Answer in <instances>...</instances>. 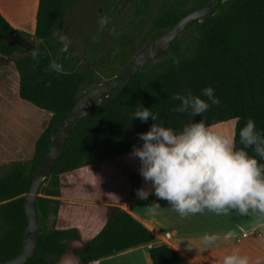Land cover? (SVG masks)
Returning <instances> with one entry per match:
<instances>
[{
  "label": "trees",
  "instance_id": "obj_1",
  "mask_svg": "<svg viewBox=\"0 0 264 264\" xmlns=\"http://www.w3.org/2000/svg\"><path fill=\"white\" fill-rule=\"evenodd\" d=\"M82 0H38L36 27L33 35L12 27L0 13V34L19 35L38 42V60L18 46H9L0 40V55L13 60L19 75V97L40 110L51 114L48 127L36 141L34 153L28 161L13 162L0 174V261L18 257L23 249L24 230L28 226L24 200L32 185V177L45 158L51 143L53 125L66 119L82 91L109 81L128 68L118 67L128 60L125 54H138L147 45L165 34L184 16L202 8L210 0H136L135 16L139 19L134 31L138 36H121L111 43L106 58L81 65L73 53L77 46L70 44L67 52L52 36L53 28L65 31L70 10ZM111 8V0H96ZM130 22L129 25H133ZM105 38L104 32L100 35ZM102 38L89 42L85 55L95 59L104 51ZM69 39V37H68ZM34 50V49H33ZM63 65L60 73L46 71L49 62ZM179 60L176 64L174 61ZM51 86H47L48 83ZM123 93L109 104L97 106L81 119L68 137L65 148L37 196V217L40 242L26 264H56L72 251L82 264H93L104 257L154 241L155 235L129 212L114 207L99 232L83 250L72 247L81 241L77 228H59L55 225L62 207L61 180L66 174L86 166L98 165L132 153L133 146L142 147L139 134L149 131L154 121L132 120L138 103L158 114L156 123L182 131L190 122L203 120L206 126H217L236 121L233 134L234 150H240L239 132L248 118H253L256 131L264 136V0H223L214 14L195 22L184 31L155 61L143 68L128 84ZM206 87L214 89L219 105L202 95ZM91 88V89H92ZM90 89V90H91ZM200 96L211 106L200 116L173 109L180 101L173 94ZM239 118V119H237ZM60 132V130H58ZM259 164H264L252 148L246 149ZM141 185L132 186L133 195ZM152 264H192L167 244L149 250Z\"/></svg>",
  "mask_w": 264,
  "mask_h": 264
},
{
  "label": "clouds",
  "instance_id": "obj_2",
  "mask_svg": "<svg viewBox=\"0 0 264 264\" xmlns=\"http://www.w3.org/2000/svg\"><path fill=\"white\" fill-rule=\"evenodd\" d=\"M110 23L108 15H99L98 34L108 29L118 39L120 33L114 26L109 27ZM52 36L62 45L60 51L67 52L71 43L67 35L54 27ZM94 42H98V36L94 37ZM29 54L33 60L40 57L38 48ZM174 63L178 64L179 60ZM46 71L60 73L63 65L52 60ZM47 86L50 87L51 83ZM202 95L211 101V105H219L212 87L204 88ZM171 99L180 101L174 111L190 110L193 116H200L211 106L200 96L193 95L190 89L186 94H173ZM138 105L132 113V120L147 122L151 118L154 123L149 131L139 134L142 147L134 145L131 155L141 162L139 173L145 182H151L157 198L166 200L181 217L202 214L206 210L217 215L233 210L241 216H247L250 210L264 214V164H259L246 151L252 148L264 159V136L256 131L253 118H248L239 132L243 148L234 150L231 139L213 131L214 126H206L203 120L190 122L182 131L176 132L162 126L163 121L156 123L158 114ZM137 196L147 200L149 192L138 189ZM159 207L154 203L148 210L155 211ZM218 239L216 234L203 235L206 245L214 244ZM222 264H249V258L235 249L232 254L224 256Z\"/></svg>",
  "mask_w": 264,
  "mask_h": 264
},
{
  "label": "rangeland",
  "instance_id": "obj_3",
  "mask_svg": "<svg viewBox=\"0 0 264 264\" xmlns=\"http://www.w3.org/2000/svg\"><path fill=\"white\" fill-rule=\"evenodd\" d=\"M110 3L111 8L108 11L101 2L82 0L70 10L66 18L64 34L69 37L70 44L78 47L73 54L81 59V65H89L94 60L99 62L101 59H105L107 56L105 50L111 43L122 40L123 34L137 35L136 45L142 39L139 30L134 31V27L139 21L135 16V9L138 7L137 1L111 0ZM103 14L111 18L109 27L114 26L120 33L118 39L114 38L108 29L104 31L105 38L100 36L101 33L98 34L97 19L99 15ZM130 22H134L133 25L130 26ZM97 36L104 42V51L99 54V59H95L91 53H87L84 57L85 51L88 52L87 47H92L91 44H87V41L94 42V37ZM16 57L17 54L7 58V65ZM135 57L136 54L133 55L130 52L128 55L125 54L123 58L128 61L119 66L118 70L130 67ZM0 59H3L2 56ZM2 65L7 66L6 64ZM8 81L7 88L10 89L14 85V78L10 77ZM91 88H85L82 91V96ZM17 105L7 107L0 101V174L6 171L13 162L28 161L32 157L36 141L51 120L50 113L40 110L20 98ZM235 122L230 121L214 126L212 130L233 141ZM140 167L139 159L129 153L98 165L86 166L81 171L62 177L61 199L66 202V205L61 208L55 219V225L59 228H77L79 230L81 241L72 244V247H81L83 250L89 248L90 239L104 225L111 209L116 207L110 206L109 203L119 202L130 183L133 186L143 179L139 173ZM259 231L264 232V228L261 227ZM56 260V264H82L72 251H68L62 258ZM118 261L119 259H110L99 264H115Z\"/></svg>",
  "mask_w": 264,
  "mask_h": 264
},
{
  "label": "crops",
  "instance_id": "obj_4",
  "mask_svg": "<svg viewBox=\"0 0 264 264\" xmlns=\"http://www.w3.org/2000/svg\"><path fill=\"white\" fill-rule=\"evenodd\" d=\"M37 9L38 0H0V13L9 24L31 35L35 32ZM2 58L0 59V101L7 107H15L18 106L20 98L19 75L14 62L7 65V57L2 56ZM10 77L14 78V85L9 89L7 87ZM138 184L141 185L140 189L149 192L147 200L138 198L137 193L132 195L130 183L120 201L109 205L132 214L152 231L155 235L154 241L114 253L96 261L95 264L110 259H119L115 264H152L149 250L162 244L174 248L192 264H222L224 256L232 254L235 249L239 250L240 255L248 256L249 264H257V262L264 264V232L259 231L261 227L264 228V214L250 210L247 216H241L233 210L228 214L217 215L206 210L202 214L181 217L166 200L155 196L151 182L142 179ZM154 203L159 204L160 207L155 211H149L148 207ZM248 231H256L258 235L244 238L243 234ZM205 233L216 234L219 239L214 244L206 245L203 242ZM229 233L233 235L230 236Z\"/></svg>",
  "mask_w": 264,
  "mask_h": 264
},
{
  "label": "water",
  "instance_id": "obj_5",
  "mask_svg": "<svg viewBox=\"0 0 264 264\" xmlns=\"http://www.w3.org/2000/svg\"><path fill=\"white\" fill-rule=\"evenodd\" d=\"M222 1L210 0L202 8L184 16L173 28L142 49L127 70L89 90L78 100L66 119L53 125L49 150L38 170L34 173L30 191L24 200L28 226L24 230L22 252L15 259L0 261V264H26L36 251L40 242L36 202L39 190L44 180L51 175L55 163L64 151L68 137L75 131L81 119L90 115L97 106L109 104L117 99L123 93L125 86L118 93L113 94L117 87L128 84L143 68L160 57L192 24L198 21L201 22L206 17L214 14ZM0 40L9 46H18L26 53L31 52L38 45L36 41L24 39L19 35L6 36L0 34Z\"/></svg>",
  "mask_w": 264,
  "mask_h": 264
},
{
  "label": "built area",
  "instance_id": "obj_6",
  "mask_svg": "<svg viewBox=\"0 0 264 264\" xmlns=\"http://www.w3.org/2000/svg\"><path fill=\"white\" fill-rule=\"evenodd\" d=\"M258 235L256 231H248L243 234L244 238H251Z\"/></svg>",
  "mask_w": 264,
  "mask_h": 264
}]
</instances>
